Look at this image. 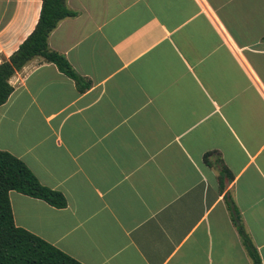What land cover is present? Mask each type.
Wrapping results in <instances>:
<instances>
[{
  "label": "crops",
  "instance_id": "1",
  "mask_svg": "<svg viewBox=\"0 0 264 264\" xmlns=\"http://www.w3.org/2000/svg\"><path fill=\"white\" fill-rule=\"evenodd\" d=\"M42 2L0 0V64ZM66 4L48 44L82 80L17 72L0 150L67 204L12 191L16 226L81 264H253L242 224L264 264V0Z\"/></svg>",
  "mask_w": 264,
  "mask_h": 264
},
{
  "label": "trees",
  "instance_id": "2",
  "mask_svg": "<svg viewBox=\"0 0 264 264\" xmlns=\"http://www.w3.org/2000/svg\"><path fill=\"white\" fill-rule=\"evenodd\" d=\"M67 0H43L41 13L33 32L9 58L0 64V107L14 91L11 78L35 59L52 63L66 76L79 83L82 79L72 69L65 56L52 50L48 40L58 25L76 16ZM85 90V88H82ZM209 153L207 156H211ZM44 200L57 207H66L65 197L44 187L30 169L18 158L0 150V264H81L38 236L16 226L10 202V192ZM234 212L235 221L239 219ZM242 242L253 264H262L258 250L244 226H237Z\"/></svg>",
  "mask_w": 264,
  "mask_h": 264
}]
</instances>
